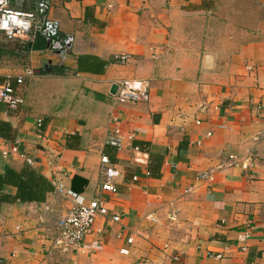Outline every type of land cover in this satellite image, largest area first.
Wrapping results in <instances>:
<instances>
[{
    "label": "crops",
    "instance_id": "obj_1",
    "mask_svg": "<svg viewBox=\"0 0 264 264\" xmlns=\"http://www.w3.org/2000/svg\"><path fill=\"white\" fill-rule=\"evenodd\" d=\"M47 2L40 20L73 44L52 51L38 34L16 39L27 53H0L22 99L0 102V174L28 167L52 189L0 203V264H264V0ZM120 80H146L149 99L114 105ZM107 167L115 193L100 190ZM56 181L107 207L83 252L52 248L71 205Z\"/></svg>",
    "mask_w": 264,
    "mask_h": 264
},
{
    "label": "built area",
    "instance_id": "obj_2",
    "mask_svg": "<svg viewBox=\"0 0 264 264\" xmlns=\"http://www.w3.org/2000/svg\"><path fill=\"white\" fill-rule=\"evenodd\" d=\"M16 1L21 0H0V34L8 39H20L29 42L40 34L49 41L50 50L56 52L70 50L73 37L61 38L59 35L60 26L56 20H40L36 13L11 8L10 3ZM47 3V0L38 2L39 14H43ZM126 57L122 56L121 59L127 60ZM33 74L34 70L26 67L23 69L22 75L15 78V81L20 83L24 76H32ZM13 79L14 77L6 76L0 80V102L6 104L10 109L17 108L22 102V99L15 94ZM116 86L114 105L149 99V84L146 80H120ZM111 123L114 125L107 135L106 144L118 150L123 144V137L116 117L112 116ZM261 134L264 135V120ZM100 163L103 167L109 165V157L101 154ZM104 175L105 179L100 184V190L115 193L117 189L113 179L117 176L116 169L107 167L104 170ZM54 187L60 194L71 200V205L57 222V234L52 240V248L60 253L83 252L85 237L95 230L96 217L107 214L104 200L99 197L87 201L72 190L65 188L61 181L54 182ZM111 219L119 221L120 214L112 215ZM100 231L101 229H96V232ZM128 242L131 243L132 239L129 238ZM120 252L127 254L128 250L121 249Z\"/></svg>",
    "mask_w": 264,
    "mask_h": 264
},
{
    "label": "trees",
    "instance_id": "obj_3",
    "mask_svg": "<svg viewBox=\"0 0 264 264\" xmlns=\"http://www.w3.org/2000/svg\"><path fill=\"white\" fill-rule=\"evenodd\" d=\"M41 0H23L27 2V7L21 9L39 14L38 2ZM42 14V13H40ZM35 47V44H31ZM29 48L27 44H20L16 39H8L3 34H0V53H27ZM11 130V126L6 121H0V136L8 138L7 131ZM12 185L16 188L15 196H9L3 191L4 185ZM52 189V185L40 173L34 169L25 167L20 171L11 168H6L0 174V203L12 199L20 201H42L46 191Z\"/></svg>",
    "mask_w": 264,
    "mask_h": 264
},
{
    "label": "water",
    "instance_id": "obj_4",
    "mask_svg": "<svg viewBox=\"0 0 264 264\" xmlns=\"http://www.w3.org/2000/svg\"><path fill=\"white\" fill-rule=\"evenodd\" d=\"M113 88H117V86H116V85H114V86H113Z\"/></svg>",
    "mask_w": 264,
    "mask_h": 264
}]
</instances>
